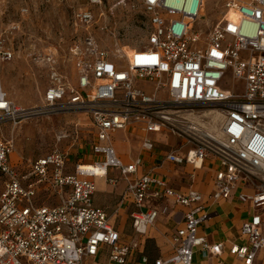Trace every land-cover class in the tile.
I'll return each mask as SVG.
<instances>
[{
  "label": "built area",
  "instance_id": "2783aa9c",
  "mask_svg": "<svg viewBox=\"0 0 264 264\" xmlns=\"http://www.w3.org/2000/svg\"><path fill=\"white\" fill-rule=\"evenodd\" d=\"M206 1L139 0L151 25L148 44L125 53L119 64L89 33L71 47L76 84L48 55L44 107L89 115L93 162L72 166L69 152L54 149L15 164L14 138L3 134V125L15 129L38 112L10 99L0 79V264H101L96 259L103 254L107 264H127L140 238L122 242L109 213L93 198L95 177L118 182L111 168L127 181L123 200L136 207L132 228L139 237L168 212L157 201L171 198L187 208L183 226L171 237L173 254L154 264H193L197 248L221 255L223 244H210L198 229L212 215L209 204L233 197L253 213L228 253L241 264L264 260V0H214L208 14ZM213 14L218 17L210 24ZM76 17L83 24L94 18L85 10ZM19 28L13 23L14 31ZM13 57L0 36V59ZM209 107L221 113L218 131L206 121L213 114L202 117L201 109ZM129 127L144 132L145 151L156 148L152 133L175 136L179 149L139 174L144 161L125 163L113 145V133ZM208 158L215 174L207 206L199 191L178 190L155 172L165 162L196 167ZM140 260L148 263L147 256Z\"/></svg>",
  "mask_w": 264,
  "mask_h": 264
},
{
  "label": "rangeland",
  "instance_id": "374dc122",
  "mask_svg": "<svg viewBox=\"0 0 264 264\" xmlns=\"http://www.w3.org/2000/svg\"><path fill=\"white\" fill-rule=\"evenodd\" d=\"M213 1H206L207 14ZM26 8L28 11H24ZM82 10L92 12L91 23L83 24L77 19L76 14ZM216 17L209 16V23L213 24ZM13 23L19 24V30L12 29ZM150 31L148 14L139 0H0V36L14 51L11 60L0 59V79L10 99L38 112L23 119L15 129L10 122L3 125V134L14 138L12 161L16 164L23 157L38 158L60 149L73 154L70 163L75 164L84 156L82 148L87 149L93 141L94 128L86 113L77 110L51 113L44 107V93L49 85L48 55L54 56L56 67L74 82L77 65L71 47L75 42L91 33L107 52L108 59L121 63L125 53L148 44ZM206 109L201 112L204 118H209L210 114H204L209 112ZM211 114L213 118L206 121L212 130L218 131L221 115ZM179 142L166 148L158 142L157 149H179ZM91 155L84 158L93 162L97 157ZM94 180L96 203L101 205L105 201V205L111 195L109 184L102 177ZM120 220L118 217L112 223L117 225ZM128 233L131 235L132 231ZM96 261L107 264L105 254Z\"/></svg>",
  "mask_w": 264,
  "mask_h": 264
},
{
  "label": "crops",
  "instance_id": "0c3cea01",
  "mask_svg": "<svg viewBox=\"0 0 264 264\" xmlns=\"http://www.w3.org/2000/svg\"><path fill=\"white\" fill-rule=\"evenodd\" d=\"M73 83H77V76ZM143 134L144 132L141 129L129 127L125 130L116 131L112 135L115 150L125 163H130L138 158L144 161V166L139 170V174L147 172L152 166L159 164L163 155L169 151L157 149L158 142L165 148L170 147L171 144L178 143V139L173 135L152 133L151 136L156 143V148L151 152L145 151L142 149ZM88 148H82L84 156L90 154V149L88 150ZM144 154L146 155L145 157H143ZM72 155L70 154V159ZM84 156L76 162L90 163L88 161L89 159L86 157L84 158ZM71 165L74 166V164ZM214 170L215 164L213 160L208 158L199 163L196 167L188 163L179 165L165 162L163 166L159 167L155 172L167 178L169 184L178 190L187 191L192 189L199 191L203 195L204 203H206L207 206V199L209 193L212 191L211 187L215 174ZM109 175L118 177V182L112 185L102 177L106 183L109 184L108 192L111 195L109 196L108 202L105 205L103 204L105 201H102L103 205H100L98 202L96 203V191L93 198L97 206L104 207L109 213L110 222L113 227L120 232L122 242L128 243L133 239L140 238L139 248L137 252L129 258L127 264H154L156 259H165L172 255L174 248L171 237L183 226V213L187 208L176 204L171 198L157 201L159 202V206H167L168 212L160 215L156 222L148 227L147 233L139 237L132 228V213L136 210V207L131 200H123V193L126 189L127 181L121 177L119 171L115 169L111 168L109 170ZM121 195L122 198L120 199ZM145 206H151V203H149V205L146 203ZM208 212L212 213V215L209 220L200 225L198 234L205 236L210 244L222 243L224 246L223 252L221 255H212L207 250L197 248L194 251L193 264H241L235 257L228 253L227 247L232 242L241 241V224L253 213L252 208L246 204L239 203L237 199L233 197L209 204ZM118 217L121 220L119 224L115 225L112 221H116ZM129 231H132L131 235H128ZM132 236L133 238H131ZM142 256H147L148 263H143L140 260ZM254 264H264V260L259 257V260Z\"/></svg>",
  "mask_w": 264,
  "mask_h": 264
},
{
  "label": "bare ground",
  "instance_id": "6f19581e",
  "mask_svg": "<svg viewBox=\"0 0 264 264\" xmlns=\"http://www.w3.org/2000/svg\"><path fill=\"white\" fill-rule=\"evenodd\" d=\"M128 53V52H127ZM130 53H132V51L131 52H129L128 54H130ZM206 111H209L208 113H204L205 115L206 114H211V113H214V112H216V113H219V115H221V113L219 112V111H216V110H212V109H206ZM218 115V114H217ZM202 117H203V114H202ZM217 118V117H216ZM202 126H203V122H202ZM216 129V128H215ZM217 130V129H216ZM90 168H94L95 169V167H92V166H90ZM99 170V169H98Z\"/></svg>",
  "mask_w": 264,
  "mask_h": 264
}]
</instances>
